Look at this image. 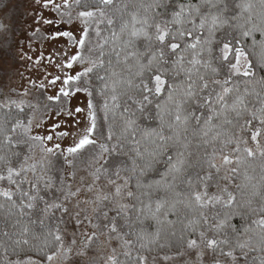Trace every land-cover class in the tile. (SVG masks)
<instances>
[{
    "label": "snow or ice",
    "instance_id": "6c2138e0",
    "mask_svg": "<svg viewBox=\"0 0 264 264\" xmlns=\"http://www.w3.org/2000/svg\"><path fill=\"white\" fill-rule=\"evenodd\" d=\"M21 7L28 38L59 45V74L32 92L0 85V264H264V27L230 23L235 0ZM14 35L0 21V51ZM161 158L162 179H140Z\"/></svg>",
    "mask_w": 264,
    "mask_h": 264
},
{
    "label": "rangeland",
    "instance_id": "374dc122",
    "mask_svg": "<svg viewBox=\"0 0 264 264\" xmlns=\"http://www.w3.org/2000/svg\"><path fill=\"white\" fill-rule=\"evenodd\" d=\"M24 2L25 0H0V21L11 23L15 32V35L10 37L11 48L5 44L3 51H0V85L4 86L5 91L8 89L17 91L28 89L32 92L30 81H35L38 85L41 81H45V77L49 74L53 76L59 74L55 64L50 65L47 59L59 45L46 42L39 36L33 37L31 40L28 38L25 32L28 26L21 19V15L25 11L21 7ZM65 51L70 50L65 48ZM41 53H43V56H41ZM23 56H32L34 59L29 61L23 59ZM37 60L40 61L39 65L36 64ZM56 87L58 88L59 84ZM55 90L56 88L50 87L49 94H52ZM28 99H32V96H29ZM85 101L86 96L81 93L73 99L72 103L76 106H83ZM95 102L101 104L103 99L96 96ZM262 142H264V138H262ZM70 143L71 138L68 139L65 146Z\"/></svg>",
    "mask_w": 264,
    "mask_h": 264
},
{
    "label": "trees",
    "instance_id": "16d2710c",
    "mask_svg": "<svg viewBox=\"0 0 264 264\" xmlns=\"http://www.w3.org/2000/svg\"><path fill=\"white\" fill-rule=\"evenodd\" d=\"M235 3L240 4L241 7L233 8L235 18L230 19V23L245 24L246 27H252L253 25H256L258 27H264V3H262V0H235ZM246 3L251 5V7L247 11L243 9V5ZM204 10L208 11L209 9L207 8V6H205ZM249 17H251V23H247ZM254 38L257 43L253 48L252 56L254 60H259L261 58H264V43H262V39L264 38H262L261 33L259 31H256L254 33ZM252 44H253V38L252 37L247 38L246 46H252ZM261 75H264V73L258 72L257 79H259V76ZM179 79H182V77L178 78V80ZM92 83L95 87L101 86V83L99 81H96L94 78H93ZM240 87L241 89H243L244 87L243 82L240 83ZM256 87L257 89H259V85H256ZM100 98L103 99V97H100ZM122 104H123V101H122ZM249 106L250 107L259 106L258 102L256 101L254 97H249ZM132 107L134 109L135 106H132ZM127 115L128 114H124L125 117H127ZM135 118L137 119L140 129H146L148 127H152V128H156L157 130H159V124L157 121H152V122L143 121L139 113H137ZM109 123L112 124L115 134L120 135L124 127V119L121 116V110H117L114 117L110 115ZM165 132L167 133V129H165ZM137 138H140L139 134ZM0 139H2V137H0ZM13 151L15 150L13 149ZM3 154L5 155L8 154V149L6 146L4 147ZM129 155H133V153L129 152ZM150 162L152 163V169L150 171H147L146 175L144 177H140V179H142L145 183L153 184L154 182L160 181L162 179L167 168H166L163 158L159 159L158 162L156 160H152ZM140 166L143 167V164H141ZM254 167H255V171H252V169H249V172L250 174L256 176L257 179H259L260 169L258 166H254ZM133 184H135V180L133 181ZM165 197L170 198V194L160 191V192H155L152 199L153 201H155L156 199L165 198ZM258 206H259L258 203L253 205V207H258ZM154 207H155V203H153V208ZM252 218L255 219L257 217H252ZM169 219H175V217L170 216ZM236 222L239 223V221H236ZM145 223L146 225L149 226L150 231H154L155 225L153 221L147 220L145 221ZM14 258L15 257H13V259ZM21 258H23V254H21Z\"/></svg>",
    "mask_w": 264,
    "mask_h": 264
}]
</instances>
